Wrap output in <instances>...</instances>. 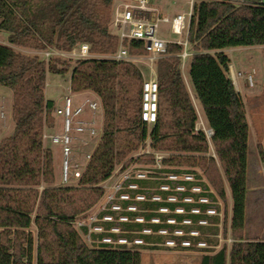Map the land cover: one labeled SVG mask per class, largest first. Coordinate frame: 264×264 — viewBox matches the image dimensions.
I'll return each instance as SVG.
<instances>
[{"label":"trees","instance_id":"trees-1","mask_svg":"<svg viewBox=\"0 0 264 264\" xmlns=\"http://www.w3.org/2000/svg\"><path fill=\"white\" fill-rule=\"evenodd\" d=\"M113 5L114 0H0V33L7 35L10 46L30 52L69 53L88 44L94 55H111L120 45L110 30ZM250 9L253 8L199 2L190 23L191 86L213 131L211 141L231 192V231L236 239L229 252L225 247L203 250L201 264H258V251L264 246L243 240L248 129L242 97L230 75L231 59L222 52L205 51L206 37L211 32L232 14ZM123 45L132 56L146 55L141 41H125ZM10 46L0 45V86L13 93L14 122L13 134L0 142V264H33L34 260L36 264H141L137 247L167 248L165 244L170 240L177 244L174 250H184L180 247L184 240L218 245L210 235H218L220 218L208 216L207 211L220 208L200 172H204L220 197H225V190L218 163L207 157L209 147L204 133L195 131L198 113L182 74L183 47L170 44L168 55L155 63L158 120L149 129L141 121L144 76L136 65L92 58L77 60L72 67L62 58L47 61ZM48 74L62 78L69 74L71 93L94 94L103 112L96 148L81 144L91 157L86 158L85 169L74 186L57 185L54 153L45 146L46 137L56 127V104L45 95ZM147 140L151 149L171 153L163 160L164 168L156 171L158 175L128 181L125 187L132 184L136 189L121 192L129 195V200L116 202L121 212H101L99 221L93 224L102 227V233H90L87 226L75 227L77 218L86 216L103 197L102 184L112 177L117 166L141 161L133 154ZM260 153L264 160L261 149ZM170 176L179 179L172 181ZM184 176L192 180L187 181ZM194 188L200 192H193ZM138 196L144 199L137 201ZM201 199H208L209 203L203 204ZM129 207L135 210L129 211ZM193 210L199 213L194 214ZM105 215L114 221H101ZM120 216L128 220L118 222ZM138 218L143 222H136ZM155 219L158 223L152 222ZM168 220L175 223L169 224ZM200 221H207L208 225L200 226ZM32 227L36 229V239L29 231ZM113 228L120 232L111 233ZM145 230L150 234H145ZM162 230L167 235L159 234ZM176 231H182L184 236L176 237ZM192 231H198L199 237H191ZM86 236L90 244L85 242ZM106 237L124 238L131 243L139 239L143 243L131 248L113 247L101 243Z\"/></svg>","mask_w":264,"mask_h":264},{"label":"rangeland","instance_id":"rangeland-1","mask_svg":"<svg viewBox=\"0 0 264 264\" xmlns=\"http://www.w3.org/2000/svg\"><path fill=\"white\" fill-rule=\"evenodd\" d=\"M122 1L123 0H114L113 9ZM154 2L163 15L169 17L170 20L187 9L186 0H155ZM110 30L112 33L115 32L111 25ZM160 31L163 38L173 39L169 34L168 25L163 24ZM0 45L10 46L7 42V35L5 33H0ZM12 48L20 53L34 54L41 58H45L44 53L41 52H30L17 47ZM205 51L209 54L222 52L231 59L230 75L231 78L235 80V84L239 90L238 93L242 97L244 117L248 129L246 153V225L243 240L248 242H259L264 245V160L260 153V149L264 152V8L255 7L242 13L232 14L229 20L218 30L211 32L206 37ZM91 56L100 59L106 56L110 57L111 55L98 56L91 53ZM59 58L68 61L72 67L75 65V59H69L68 57ZM137 58L139 61L136 66L143 72L145 77H148L149 68L146 60L142 56H137ZM182 68L184 81L188 89L191 88V92L192 86L189 75V59L184 62ZM46 95L49 99H53L59 104L60 108L64 107L65 98L67 97L72 98L76 106L87 100L99 102V99L92 93H71L69 88V74L64 78L58 75L48 74ZM193 100L196 110L200 114H198L196 126L202 127V125H204L208 130L209 126L207 125L205 117H203L202 107L200 103L195 100L194 96ZM12 106V91L6 87L0 86V142L4 138L11 136L14 132ZM85 118L88 120L93 119L96 122L97 128L102 129L104 121L103 112L97 115L86 112ZM59 119L63 127V117L60 116ZM151 127L152 126H150L149 129H151ZM62 131L63 128L57 131L56 134H61ZM56 134L53 133V135ZM73 137L74 140L72 155L69 158L70 170L67 182L63 179L64 157L61 147L52 143L51 136L48 135L45 139V146L51 148L54 153L56 183L59 186H74L78 184V180L73 179V173L74 171L82 173L87 163V152L81 148V144H91L93 149H95L99 143L100 135L90 137L86 134H74ZM76 144L77 146L74 147ZM208 147L209 151L207 157L214 158L218 163L211 138L208 140ZM170 155L171 153L168 151H156L151 149L149 142L142 145L139 150L133 154L135 159L141 157V161L131 162L126 167L123 165L117 166L112 178L102 184L104 194L98 204L88 212L86 216L77 218L74 226L78 227L80 223L90 226L101 212H105L109 209L112 212H121L118 211L119 209H113L114 205H118L116 202L122 201L117 185L120 184L123 191L127 188L125 185L129 179L135 177L144 179L148 176L158 175L156 171L164 168L163 160ZM217 166L225 190V197H220L216 187L208 180L204 172L201 171L200 174L203 181L207 183L210 191L215 194L217 206L220 208V210L217 211V214L220 216V223L217 225L219 229L218 235H210L216 238L218 245L209 246L207 244L205 247H199L197 244H193L189 249L174 250V244L168 242L165 244L167 248L155 249L150 247H137L135 249L141 253V264H201V259L204 254L203 250L218 251L225 247L227 252L230 251L231 246L236 242L231 231L232 197L219 163ZM171 179H174V177H171ZM193 191L198 192V190ZM141 199L142 197H139L137 200ZM185 201L190 202L189 199ZM115 208L117 207L115 206ZM170 223H173V221H170ZM29 231L36 239V229L32 227ZM174 235L176 237L181 236L180 232H176ZM84 240L87 244H90V241H88L86 237H84ZM181 246L182 245H180V247ZM130 247L133 246L130 245L129 248ZM33 264H36L35 260Z\"/></svg>","mask_w":264,"mask_h":264},{"label":"built area","instance_id":"built-area-1","mask_svg":"<svg viewBox=\"0 0 264 264\" xmlns=\"http://www.w3.org/2000/svg\"><path fill=\"white\" fill-rule=\"evenodd\" d=\"M154 1L155 0H123L118 6L114 7L112 12L111 27L115 31L114 34L119 38L120 45L117 52L111 54L110 57L106 56L103 58V59L111 60L116 63L125 62V63H131L133 65H137L139 59L137 58V56L130 55L129 50L127 49V47L123 45V43L125 41H131V40L141 41L143 43L146 55L142 57L146 60L148 64L149 75L148 77H145V75L143 74L144 82L142 84V96H141V121L145 123L148 126V128L156 124L158 120L159 85L157 81L155 63L159 58L168 55V48H169L168 46L170 44H175L183 47V52L180 54V57L183 62H185L192 55L191 52L189 51L188 34H189L190 23L194 14L195 6L199 2H210V3L231 5L237 8H241V7L264 8V0H259V1L258 0H186L187 3L186 11L176 15L174 18L170 20L169 17L163 15V13L155 5ZM163 24L168 25L169 34L170 36H172L173 39L170 40L162 37L160 30ZM44 56L47 61H49L54 57H68L69 59H75L76 61L95 58L91 56V48L88 44H81L78 47L74 48L69 53H64L57 50H49L44 52ZM86 112H90L93 115L102 113L99 102L87 100L76 106L72 98L67 97L65 98L64 107L57 108L55 110V115L57 117L60 116L63 117V131L61 134L52 135L51 141L53 144H57L61 147L62 154L64 157L63 179L65 182L68 181V175L70 170L69 158L72 155L74 134H86L87 136L95 137L96 135H99L101 132V129L97 128L96 122L93 119L88 120L85 118ZM195 131L203 132L207 141L209 140V138H212L213 136V131L210 128L207 130L204 127V125H202V127L196 126ZM147 142L150 143V141L147 140L145 144ZM90 157H91L90 153L86 155L87 159H90ZM80 177H81V173L79 171H74L73 179H77L79 181ZM171 177H174V179H171ZM169 179L172 181H176L179 178L176 176H170ZM184 179L187 181H191L192 177L184 176ZM117 187L119 188L118 191H120L119 192L120 198L123 201L129 200L128 194L121 193L122 186L118 184ZM127 188L129 190H135L136 186L129 184ZM162 189L167 190L168 187H163ZM177 190L183 191L184 189L178 188ZM193 190H198V192H200V189L198 188H194ZM139 197L142 196H138L136 200ZM143 199L144 198L142 197L141 200ZM141 200H137V201H141ZM170 201H175V199H170ZM200 202L203 204H208L209 200L201 199ZM115 206L117 208H115ZM113 209H119L118 211H121L120 205H114ZM130 209L135 210L134 207H129L128 209L129 211H134ZM161 211L166 212V210H161ZM177 211H178L177 213H183L182 210H177ZM192 213L198 214L199 211L193 210ZM207 215L212 217L213 215L219 216L215 208H210L207 211ZM98 216L94 219V222L90 226L80 223L77 228L79 229L81 226H87L89 228L90 233L91 232L102 233L103 232L102 227L93 225L94 223L99 221ZM127 220L128 219L126 217L120 216L118 222H126ZM101 221L113 222L114 219L110 215H105ZM135 221L138 223H142L143 219L138 218ZM170 221H173V223H170ZM152 222L158 223V220L155 219ZM168 223L174 224L175 222L174 220H168ZM183 223L189 225L190 221H184ZM199 225L207 226L208 222L200 221ZM119 232L120 230L118 228H113L111 230V233L114 234H118ZM176 232H180L181 235L180 237L184 236L182 231H176ZM144 233L150 234V231L145 230ZM159 234L167 235V232L165 230H162L159 232ZM189 235L191 237L196 238L199 237L200 234L198 231H192L190 232ZM86 238L88 241H90L89 236H86ZM168 242H170V244L171 243L174 244L173 248L177 246L175 241L170 240L167 241L166 244ZM101 243L113 247L126 246L127 248H129L130 245L139 246L142 245L143 242L142 240L136 239L134 242L131 243L124 238H119L117 240H114L111 237H106L101 241ZM180 245H182L181 247L183 248L189 249L193 246V243L191 241L184 240L181 242ZM197 245L199 247H205L207 244L205 242H198Z\"/></svg>","mask_w":264,"mask_h":264},{"label":"crops","instance_id":"crops-1","mask_svg":"<svg viewBox=\"0 0 264 264\" xmlns=\"http://www.w3.org/2000/svg\"><path fill=\"white\" fill-rule=\"evenodd\" d=\"M233 79V78H232ZM233 82H234V85H235V88H236V90H237V92H239V90L237 89V85L235 84V80L233 79ZM70 88V87H69ZM188 88V87H187ZM46 89H47V83H46ZM46 89H45V95H46ZM191 89V88H190ZM190 89H188V91H189V93L191 94V96H192V98H193V94H192V90H191V92H190ZM46 98L47 99H49L48 97H47V95H46ZM49 100H52V101H54L53 99H49ZM55 102V101H54ZM193 102H194V100H193ZM55 104H56V109L57 108H60L59 107V104H57L56 102H55ZM195 105V104H194ZM198 113V112H197ZM203 113V112H202ZM199 114V113H198ZM200 115V114H199ZM55 117H56V127H55V129L52 131V133H50L49 134V136H52L53 135V133L54 134H56L57 133V131H59L61 128H63L62 127V122H61V120L59 119V117H57L56 115H55ZM203 117H204V114H203ZM58 128H59V130H58ZM258 259H259V263L258 264H264V246H260V248H259V251H258ZM246 264H247V262H246Z\"/></svg>","mask_w":264,"mask_h":264}]
</instances>
